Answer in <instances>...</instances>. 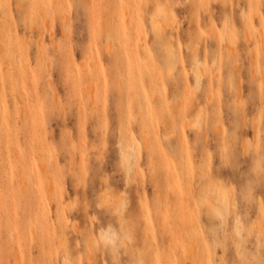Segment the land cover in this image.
Here are the masks:
<instances>
[{
	"label": "rangeland",
	"instance_id": "1",
	"mask_svg": "<svg viewBox=\"0 0 264 264\" xmlns=\"http://www.w3.org/2000/svg\"><path fill=\"white\" fill-rule=\"evenodd\" d=\"M0 4V264H259L260 187L240 185L264 168V0Z\"/></svg>",
	"mask_w": 264,
	"mask_h": 264
},
{
	"label": "snow or ice",
	"instance_id": "2",
	"mask_svg": "<svg viewBox=\"0 0 264 264\" xmlns=\"http://www.w3.org/2000/svg\"><path fill=\"white\" fill-rule=\"evenodd\" d=\"M0 7H6V5L0 4ZM69 7H71V5ZM201 7H209V6L201 5ZM228 22H229L228 18L225 17V24L227 25ZM261 99H262V102H264V82L261 83ZM237 110H239V106H237ZM240 155L241 154L238 149L230 155L222 153L220 157V170L221 171L217 173V175H226L228 179L227 180L225 179L217 180L216 177L212 175H209L208 179L212 180L213 183L216 184L220 188L226 187L228 180H235L237 176L241 178V182H242L243 178L245 177V172L243 170V161L240 159ZM121 163L123 164V160ZM226 170H230V171H226ZM247 180H248V183L246 185L242 183L240 185L241 194L243 196V199L247 201V200L254 198L256 186L257 184H259L260 195L262 197L261 205L262 207H264V168L261 169L258 179H253L251 175L248 174ZM77 203H79V199L77 200ZM96 207L103 209L105 205L101 203V204H97ZM221 220H223V217H221ZM112 231L113 230L111 227L108 229V233H105L102 230L100 238L104 240L105 243H107V237L112 233ZM217 246L219 247L220 245L218 244ZM111 264H121V261L118 258V254L115 252H113ZM259 264H264V254H262Z\"/></svg>",
	"mask_w": 264,
	"mask_h": 264
},
{
	"label": "bare ground",
	"instance_id": "3",
	"mask_svg": "<svg viewBox=\"0 0 264 264\" xmlns=\"http://www.w3.org/2000/svg\"><path fill=\"white\" fill-rule=\"evenodd\" d=\"M154 21V20H153ZM158 25V24H157ZM155 26H156V24H155ZM258 33H260V32H258ZM260 36L261 37H263L261 34H260ZM259 36V37H260ZM223 37V36H222ZM224 39V38H223ZM227 46H229V45H227ZM226 46V47H227ZM230 47V46H229ZM228 47V48H229ZM231 49H232V47H231ZM262 49V48H261ZM229 50H230V48H229ZM232 51V50H231ZM198 69V68H197ZM24 71V70H23ZM199 78H200V75H199V73H198V71H197V74H196V81L198 82L199 81ZM262 78V77H261ZM15 80V79H14ZM13 86V85H12ZM87 88V87H86ZM81 89V88H80ZM90 89V88H89ZM91 90V89H90ZM83 91H84V89H83ZM91 92V91H90ZM91 97V96H90ZM20 115V114H19ZM39 126V125H38ZM12 138V137H11ZM13 139H14V141H15V143L18 145L17 146V150H16V153H15V155H14V160H15V167H16V174H15V177H17L18 178V176H19V170H18V165H17V163H19V154H18V147H19V144H18V137L17 136H15V137H13ZM144 139H146L145 137H144ZM144 139H142V140H144ZM11 141H12V139H11ZM13 141V142H14ZM14 143V144H15ZM144 143H145V146L147 147V148H149V146H148V143H147V141L146 140H144ZM131 145V144H130ZM42 147V146H41ZM120 149V155H121V161L123 160V165L125 166V168L127 169L126 171H128V169H130V166H131V163H132V160H133V154H132V148H127V146L126 147H120L119 148ZM82 154V153H81ZM36 155H37V153H36ZM83 155V154H82ZM42 156V155H41ZM37 159H38V161H39V157H37ZM44 160H47V158L46 159H44ZM41 161V160H40ZM41 162H44L43 160L41 161ZM40 163V162H39ZM42 164H44L43 166H41V167H39V171H40V174H41V176H42V179H43V181L45 182V184H46V188L48 189V191H50V188H51V183H50V180L48 179V177H47V175H45V173H44V167H45V163H41V165ZM153 165H155V164H153ZM40 166V165H39ZM20 168V167H19ZM21 170V169H20ZM21 172H22V170H21ZM129 172V171H128ZM22 174V173H21ZM20 174V175H21ZM128 174V173H127ZM22 178V177H21ZM20 178V179H21ZM183 180V179H182ZM101 182V181H100ZM126 183H127V181H126ZM128 184V183H127ZM17 186H18V188L20 189V190H22V187L20 186V180L18 181L17 180ZM97 187H98V185H97ZM217 192H218V195H217V198H215V199H213L212 200V198H210V197H208V198H206V201L205 202H207V204H209L210 205V207H211V211H212V214H213V216L214 217H216V218H218L219 219V221H220V223L224 220V218H225V212H226V209L224 208V205H223V200H224V198H225V194H224V192L221 190V189H217ZM209 196V195H208ZM109 199V198H108ZM181 200V199H180ZM114 202V201H113ZM116 204V203H115ZM114 205V204H113ZM181 205H183V207H189V204L188 203H182ZM161 209V208H160ZM183 210V209H182ZM188 211H190V209H188ZM191 212V211H190ZM182 215H184L183 213H181ZM190 215V214H189ZM185 216V215H184ZM221 217H223V220H221ZM185 218H183V220H184ZM121 219H119V221H120ZM186 220V219H185ZM187 221V220H186ZM191 221H189V223H190ZM119 223V222H118ZM123 229V228H122ZM107 238H111V237H107ZM182 239V238H181ZM186 243V242H185ZM184 243V244H185ZM183 244V245H184ZM193 244V243H192ZM185 246L186 247H188V245H187V243L185 244ZM189 246H191V245H189ZM193 247V246H192ZM188 249H189V247H188ZM13 250V249H12ZM193 250L194 249H192V253H193ZM196 253V252H195ZM194 253V254H195ZM12 255H13V257L15 258V261H17L16 263H18V259H17V257H16V251H12V253H11ZM193 255V254H192ZM6 256H7V252H6V247H5V244L4 243H1L0 242V258L1 257H3V258H6ZM190 258V257H189ZM192 259V258H191ZM195 259V258H194ZM193 259V260H194ZM6 262V261H5ZM195 262V264H196V261H193V263ZM205 262H207V260L205 261ZM192 263V264H193ZM15 264V263H14Z\"/></svg>",
	"mask_w": 264,
	"mask_h": 264
}]
</instances>
